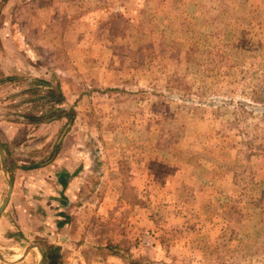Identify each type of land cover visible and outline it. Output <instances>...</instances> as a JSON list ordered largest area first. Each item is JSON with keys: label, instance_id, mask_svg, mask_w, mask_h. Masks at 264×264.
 Returning <instances> with one entry per match:
<instances>
[{"label": "rangeland", "instance_id": "rangeland-1", "mask_svg": "<svg viewBox=\"0 0 264 264\" xmlns=\"http://www.w3.org/2000/svg\"><path fill=\"white\" fill-rule=\"evenodd\" d=\"M87 1L94 47L13 99L30 100L21 122L64 117L55 142L70 131L94 158L84 198L99 187L106 215L85 212L87 240L141 264H264V0Z\"/></svg>", "mask_w": 264, "mask_h": 264}, {"label": "crops", "instance_id": "crops-1", "mask_svg": "<svg viewBox=\"0 0 264 264\" xmlns=\"http://www.w3.org/2000/svg\"><path fill=\"white\" fill-rule=\"evenodd\" d=\"M98 3L0 0V148L12 181L11 195L0 213L3 258L0 264H38L41 255L36 246L42 250V264H61L60 254L73 243V252L65 255L70 261L68 264H110V261L124 264L125 258L106 247L107 244L120 247L119 242L103 245L94 236L87 240L80 221L90 208V215H94L90 226L95 227L100 213L106 215L105 211L100 212L104 202L93 205L99 187L84 198L94 158L88 159L87 149L72 139L70 131L55 142L63 130L64 117L47 119L45 115L40 117L34 113L31 119L21 122L16 108L30 100L13 101L19 99V93L26 94L29 89L24 87L14 92L17 87L29 84L30 89L43 92L51 74L46 67L51 66L52 59L62 58L58 52L81 51L82 56V52L94 47V44L78 41L83 33L79 28L92 21V11ZM52 52L58 53V57L53 58ZM52 151L49 159L39 160L42 154ZM7 187V176L0 163V205ZM84 240L90 248L82 250L81 247H87ZM98 248L106 252L95 251Z\"/></svg>", "mask_w": 264, "mask_h": 264}, {"label": "water", "instance_id": "water-1", "mask_svg": "<svg viewBox=\"0 0 264 264\" xmlns=\"http://www.w3.org/2000/svg\"><path fill=\"white\" fill-rule=\"evenodd\" d=\"M0 161H1L0 163H1L2 171L4 172L5 176H7V185H8L6 196H5L2 204L0 205V213H1V211L3 210L5 205L7 204L8 200H9V197L11 195V191H12V181H11L9 175L7 174V167H6V164L4 163L5 162V157H4V154H3V151H2L1 148H0ZM30 247L31 246L26 248L23 256H25V254L29 251ZM36 247H37V249H38V251L40 252V255H41V259L39 260L38 264H41L43 253H42V250H41V248L39 246H36ZM0 258H2L1 254H0Z\"/></svg>", "mask_w": 264, "mask_h": 264}, {"label": "trees", "instance_id": "trees-1", "mask_svg": "<svg viewBox=\"0 0 264 264\" xmlns=\"http://www.w3.org/2000/svg\"><path fill=\"white\" fill-rule=\"evenodd\" d=\"M106 247L108 248L109 251H114L115 253H118L119 255H121L123 258H125V259H129L130 264H141L140 261H138V260H136V259H134V258H131V257L128 255L126 249H123L125 253H124L123 251H122L123 253L120 252V251H119L120 248H119L118 245L113 246V245H111V244H107Z\"/></svg>", "mask_w": 264, "mask_h": 264}]
</instances>
